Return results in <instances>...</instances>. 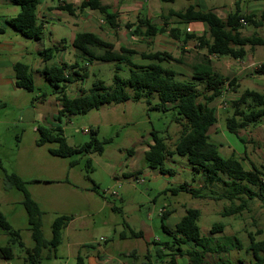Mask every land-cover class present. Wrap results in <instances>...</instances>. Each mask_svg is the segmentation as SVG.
<instances>
[{
  "label": "rangeland",
  "instance_id": "rangeland-1",
  "mask_svg": "<svg viewBox=\"0 0 264 264\" xmlns=\"http://www.w3.org/2000/svg\"><path fill=\"white\" fill-rule=\"evenodd\" d=\"M49 1L58 3V0ZM160 2L163 6L174 9L184 10L195 4L197 9L216 8L221 13L227 7L235 11L238 2L244 9L248 0ZM19 11V5L10 0H0V78L4 79L0 80V210L11 225L9 230L0 223V245L9 244L14 250L12 257H0V264H30L26 247L35 244L29 212L24 203L25 191L8 180V175L12 173L24 180L26 190L39 203L43 212L41 230L46 239L52 238L53 222L57 217H71L62 229L60 244L56 247L43 246L37 264H78L79 256L83 258L84 264H141L146 260L159 263L168 259L169 255L161 254L160 258L157 252L160 249L168 252L165 243L172 242L175 238L163 225L174 228L181 219V214L189 207L201 210L198 223L202 234L212 236L211 241L214 240L210 245L212 247L205 252L203 264L222 261L255 264L249 245L251 235L256 240L264 239V210L260 199H247L248 205L240 213L223 215L225 208L231 204L227 199L195 197L185 190L174 191V188H179L185 182L193 187L202 185L201 175L193 169L186 156L174 154L166 158L165 167L172 169V173H163L160 168L149 165L145 153L153 142L152 132L163 137L170 150L175 148L181 132L175 110L164 111L153 107L159 102L157 92L150 97L136 98L133 89L128 87L130 98L127 101L104 103L86 113L67 114L62 121L58 119L57 93L49 95L46 101L33 99L42 91L52 90L41 71L52 60L43 61L39 52L45 47L58 44L61 37L67 38L68 63L71 59L78 62L75 72L79 75H73V82L66 86V92L71 96L78 94L80 88L89 90L98 80L111 86L116 72L124 79L129 78L132 65L127 61H104L86 54H75L71 42L73 34L82 32L87 27H84L82 16L75 17L80 22L78 26L65 28L56 27H60L58 17L72 21L74 17L67 11L61 10L55 16H48L43 38L35 40L7 23ZM191 25L193 24H181L184 29ZM245 28L252 29L253 25H246ZM96 30L102 32L106 40L113 41L117 51L120 50V45L143 47L146 43L143 40L142 43L131 44L129 33L125 29L113 33L96 26ZM170 48V54L174 58L182 57L183 62L167 58L160 63L176 70L181 79L192 76L190 65L201 60L206 52L205 49L193 47L185 48L188 53H182L181 43L171 44ZM94 51L101 53L104 50L95 47ZM58 57L56 52L53 61ZM130 58L132 63L138 65L158 62L138 53ZM214 60L215 70L224 75L229 65L223 62L224 59L215 57ZM17 61L29 64L35 80L33 91L15 85L13 65ZM74 64L73 62L69 69ZM118 65L120 68H117ZM238 92L224 90L222 96L210 103L216 109L218 118L215 124L217 132H210V140L216 143L223 156H230L235 145H242V140L227 127V118L233 115L235 109L232 100L240 93ZM58 124L64 128L68 143L75 147L90 141L93 130H96V137L104 142L103 152L88 151L62 156L51 151L60 146L57 141L38 145V126L54 127ZM84 129L89 131L85 132ZM234 152L236 157L238 155L239 158H244L245 152L240 149ZM249 153L258 161L253 150ZM244 164L250 168L248 160H244ZM224 188L221 183L213 186L218 192ZM236 202L239 203L240 200ZM172 209L174 212L163 219L162 213L167 210L172 212ZM216 223H223L224 229L211 233V228ZM13 230L20 231L19 238L12 234ZM228 238H238L241 245L229 252L213 250L217 243L225 242ZM21 240L25 243L23 247L19 244ZM183 247L186 250L195 246L193 243H184ZM132 248L137 249L134 255L129 254V249ZM178 259L179 264H191L187 254L178 256Z\"/></svg>",
  "mask_w": 264,
  "mask_h": 264
},
{
  "label": "trees",
  "instance_id": "trees-1",
  "mask_svg": "<svg viewBox=\"0 0 264 264\" xmlns=\"http://www.w3.org/2000/svg\"><path fill=\"white\" fill-rule=\"evenodd\" d=\"M20 6L18 14L7 20V23L16 28L23 35L40 40L44 36V23L39 20L37 8L41 0H10ZM58 8L75 14L78 9L97 10L102 15L104 22L110 27L119 26L118 14L110 10L109 6L102 0H82L79 6L71 2L58 5ZM171 15L179 20L189 22L199 20L209 26V34L197 35L186 33L184 40L195 39L199 49H205L206 52L201 60L195 61L190 65L192 76L188 79L178 77V72L172 68L164 67L160 62L167 58L183 62L182 58H174L169 52H139L136 49L121 46L120 50H115V45L102 38L95 32L83 31L76 34L72 45L77 50V54H86L104 61H127L132 65L129 78L124 79L116 72L113 76V84L107 86L103 80L94 82L89 90H82L78 96H70L66 92V86L73 82V75H79L75 72L77 61L69 69L66 63L61 65L50 63L42 68V73L52 86V90L42 91L33 99L46 101L49 95L57 93L58 100L61 102V108L58 111V119L67 114L86 113L93 108H98L101 104L111 102H123L130 98L128 87L134 91L136 98L150 97L154 92L159 95V102L154 105L161 110H175L176 121L181 125L180 136L175 143V148L170 150L163 137H160L155 131L152 132L153 142L145 156L151 167L160 168L163 173H172V169L165 167V160L168 156L179 154L186 156L193 169L197 171L202 179L200 187H193L188 183L180 184L174 191L185 190L195 197H210L217 199H227L230 206L226 207L223 215H232L240 213L248 204L247 199L258 198L261 200L264 210V170L252 164L251 168H245L242 161L234 155H221L216 143L210 140L209 129L217 122L218 118L214 107L210 103L224 93L227 77L217 72L213 66L211 55H230L234 58H243L246 54L245 46L247 44H264V38L258 36H244L239 30L242 19L252 21L253 16L246 14L241 9L228 14L226 19L220 17L213 10L197 9L195 4L189 5L184 10H173ZM167 25V23H165ZM126 26L132 29L134 35H143L148 41L151 40L159 31L166 30L167 27L158 28L147 17H141L137 24L127 23ZM179 29L170 28V34L179 39ZM103 48V52L96 53L94 48ZM60 50L59 44L45 47L40 50L43 61L52 60L55 53ZM140 54L144 58L157 60L148 65H138L131 61L130 56ZM16 75V85L29 91L35 89L34 76L30 70L29 64L17 61L14 65ZM117 68H120L118 65ZM73 69V70H72ZM74 71V72H72ZM264 74V62L260 64L258 70ZM87 75H84V77ZM235 79H231L228 85H233ZM63 83V84H62ZM202 85V88L199 86ZM232 116L227 118L228 130L235 133L239 138V129L258 123L264 117V94L251 89L244 90L235 100ZM40 132L38 145L47 141H57L60 143L58 148L52 149V153L67 156L80 152L99 151L103 152L104 145L96 137V130H93V136L90 141L82 146L75 147L70 145L64 135V128L61 124L54 127L40 125L37 128ZM1 165V160H0ZM8 180L18 188L25 191L24 203L29 212V220L32 228V237L35 244L32 247H26L28 262L37 264L43 246H58L62 239V229L71 219L69 216H59L53 222V236L46 239L43 236L41 226V216L43 214L41 207L25 188L24 180L12 173L8 175ZM223 184L225 187L218 192L213 186ZM245 196V198H244ZM236 200H240L239 203ZM170 211L162 213L165 219ZM201 211L199 208L189 207L185 215L174 226V228L163 225L164 229L175 238L172 242H166L165 248L168 252L160 249L157 253L169 255V258L161 262L153 263L152 260H146L141 264H179L178 256L188 255L191 264H203L205 252L212 246V236L202 234L198 223ZM0 223L5 229H11V225L6 220L5 215L0 210ZM223 223H216L211 228V233L222 231ZM12 234L20 237V231L13 230ZM141 234V233H139ZM138 234V235H139ZM137 235V234H136ZM184 243H193L195 247L184 249ZM19 244L23 247L25 243L21 240ZM241 245L238 238H228L225 242H219L215 251L229 252ZM249 249L255 257V264H264V239L256 240L251 235ZM14 255L13 247L9 244L0 245V257L10 258ZM78 264H84L81 256L78 257ZM231 261L216 262L215 264H231Z\"/></svg>",
  "mask_w": 264,
  "mask_h": 264
},
{
  "label": "crops",
  "instance_id": "crops-1",
  "mask_svg": "<svg viewBox=\"0 0 264 264\" xmlns=\"http://www.w3.org/2000/svg\"><path fill=\"white\" fill-rule=\"evenodd\" d=\"M65 1L71 2L75 6H79V4L82 2V0H65ZM163 1L174 2L175 0H163ZM261 1H264V0H248L247 6L245 7L247 9L245 8L243 9L242 8L243 6L241 5V3L238 2L236 9L239 8L244 13L251 14L253 16L252 21H247L246 24L241 23L239 30L242 33V35L258 36V37L264 38V3ZM63 2L64 0H58V3H53L49 0L40 1V4L38 5V8H37V14H38L39 20L44 23V26H45V22L48 16H51V17L52 15L55 16V14H58L59 11L63 10V9L58 8V5ZM102 2L108 5L111 11L116 12L118 14L119 26L117 28L110 27L106 22H104L102 15L98 14L99 11L91 10V9H84V10L78 9L75 14H70L67 11L71 16L74 17L72 18V21L70 22L68 19H61L58 17L57 19L58 26L60 27H56V26L54 27L65 28L66 26H71V25L78 26L80 22H78V20H76L75 17L82 16L81 19L82 21L84 20V27L87 26L85 27L84 31L95 32L104 39L106 37L103 35L102 32L96 30V26H99L101 29H104V30L106 29L113 33H116V31L119 32L121 29H125L124 31L126 33H129V39H130L131 44L132 43L134 44L136 42L142 43L144 40L146 43L144 44L143 47H139L138 45H134V46L133 45H130V46L120 45V47L125 46L129 48H134L139 52H156V51L168 52L169 51L170 53L171 44L178 45L181 43L180 52L183 53L185 51L184 50L185 48L188 49V48L197 47V41L195 39H187L186 41L184 40L186 33H194L197 35H202L204 33L209 34V26L205 22L199 21V20H192L189 22L181 21L176 16L171 15V12L173 10H182V9H174L171 7H165L161 4L160 0H102ZM205 10H209V9H205ZM213 10L223 19H226L228 14L233 12L228 7L224 9V11L221 10V13L220 11L218 12V9L216 8H214ZM141 17L142 18L147 17L151 19V22L155 24L158 28L165 26L167 27V29L163 31H159L149 41L143 35H134L132 32V29L128 28L126 24L127 23L137 24ZM165 23H167V25ZM182 23H192L193 25L189 26V28L187 29H184L181 26ZM249 24L253 25L252 29L245 28V26ZM172 27H177L179 29V33H178L179 39L174 38L170 34V28ZM77 33L73 34L71 42L73 41ZM58 44L61 45L60 50L57 52L59 57L58 59H55L54 61L52 58V63L57 64V65H61L63 63L71 65L73 62L75 63L76 60L71 59L69 63L66 60V46H67L66 36L61 37V40L58 42ZM245 48H246V54L243 58H234L230 55H217V54L211 55L213 62L215 61L214 60L215 57H218V58L224 59L225 61L223 62L226 65H229L228 70L224 74V76L228 78V80L225 83L224 90L225 91L232 90L233 92H238V91L240 92V93L238 92L239 93L238 95L234 96L235 98H233L232 100L233 105H234L235 100L246 89L256 90L264 94V74H260L257 71L260 64L264 62V53H263L264 44H256V45L247 44ZM74 53L75 54L78 53L76 49ZM185 53H188V50H186ZM178 58H182V57L178 56ZM179 63H182V62H179ZM214 65L215 63L213 64V66ZM231 79H235V82L233 85H228V82ZM0 80L3 81L4 79L0 78ZM14 81L16 85V77ZM82 90H84V88H80L79 93L76 94L75 96H78L79 94H81ZM56 100L59 102V105H57V107L60 109L62 106L61 102L57 98ZM210 106L212 105L210 104ZM216 123H214L210 127L209 136H210V132L211 133L212 131L217 132V127L215 126ZM239 135H240V138L238 136L237 137L243 141V142L241 141L242 145H238V144L235 145L232 148L230 155H234L236 157L234 151L238 152V150L240 149L243 153L245 152L244 158H239L238 155L236 158L240 159L243 164H244V160H248L250 162V168L252 164H255L264 170V117L256 124H252L247 127L239 129ZM250 150H253V152L256 153L258 161L252 158L251 153H249ZM245 168L249 169V167H246V166ZM186 210L187 209H185V213H186ZM173 212L174 210L172 209V212H170V214H172ZM185 213L181 214V218L185 215ZM136 250H137L136 248L129 249V254L134 255ZM96 264H109V263L107 262L98 263L97 262Z\"/></svg>",
  "mask_w": 264,
  "mask_h": 264
},
{
  "label": "built area",
  "instance_id": "built-area-1",
  "mask_svg": "<svg viewBox=\"0 0 264 264\" xmlns=\"http://www.w3.org/2000/svg\"><path fill=\"white\" fill-rule=\"evenodd\" d=\"M242 23H246V21L242 19ZM84 131L88 132L89 130L88 129H84Z\"/></svg>",
  "mask_w": 264,
  "mask_h": 264
}]
</instances>
